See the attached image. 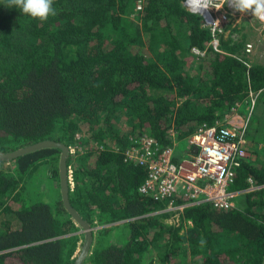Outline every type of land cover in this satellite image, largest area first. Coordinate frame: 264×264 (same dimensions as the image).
Segmentation results:
<instances>
[{"label": "trees", "instance_id": "16d2710c", "mask_svg": "<svg viewBox=\"0 0 264 264\" xmlns=\"http://www.w3.org/2000/svg\"><path fill=\"white\" fill-rule=\"evenodd\" d=\"M183 1L54 0L56 15L41 23L0 0V151L42 140L74 145L66 157L72 207L91 226L128 223L125 244L94 247L82 264H141L149 245L164 264L187 250L192 264H264V159L239 160L233 207L191 205L172 221L150 213L163 203L140 192L148 168L124 155L142 137L178 145L233 106L249 111L250 92H259L253 118L264 113V64L247 68L234 56L243 43L230 34L214 51ZM59 151L19 155L11 172L0 160V264L74 263L77 226L61 200L55 210L9 204L22 179ZM250 177L256 189L247 190Z\"/></svg>", "mask_w": 264, "mask_h": 264}, {"label": "built area", "instance_id": "2783aa9c", "mask_svg": "<svg viewBox=\"0 0 264 264\" xmlns=\"http://www.w3.org/2000/svg\"><path fill=\"white\" fill-rule=\"evenodd\" d=\"M220 2L221 0H216V3ZM137 8L140 7L137 5ZM200 15L201 25L210 31L209 46L214 51H221L219 33L227 23V10L210 8ZM245 50L251 51L250 43ZM192 52L204 55V51L198 48H193ZM234 56L247 68L250 67L242 57ZM249 95L253 104L255 94L250 92ZM232 111H236L235 106ZM229 115L230 113H226L223 117H218L213 124L202 123L196 126L186 138L187 145L183 151L188 156L179 162L174 161L177 145L175 139L172 146L160 148L153 145V139L142 137L139 144H134L125 151L127 160L148 168L147 178L141 185L140 192L150 193L154 199L163 203L159 210L150 213L167 212L171 220L173 217L177 220L183 209L191 205L208 203L219 210L235 205L234 197L239 192L229 189V186L240 164L239 160L246 159L248 155L244 134L250 113L237 126L227 121L230 120ZM248 181L250 187L247 190L257 188L251 177Z\"/></svg>", "mask_w": 264, "mask_h": 264}, {"label": "rangeland", "instance_id": "374dc122", "mask_svg": "<svg viewBox=\"0 0 264 264\" xmlns=\"http://www.w3.org/2000/svg\"><path fill=\"white\" fill-rule=\"evenodd\" d=\"M222 8L227 10L228 18H227V23L225 24V26H223L222 31L219 33V37H221L222 35L224 38H227L228 34H230V37L234 42L241 41L243 45L237 51L236 55L246 60L250 66L252 64H258V65L263 64L264 63V21H261L253 17L251 12L240 13L235 11L230 6V0L228 3H225ZM135 9L136 10L138 9L137 6ZM230 22L232 24L229 28H227L226 26ZM249 43L251 44V51L247 52L245 49H246V45ZM263 97L264 96H261L260 99H262ZM255 101L256 100H254V102ZM252 105L253 104L250 105V109ZM253 115L250 116L248 120V124L247 126H245L246 131L244 136L247 141V152H248L246 158L251 156V157H255V159H264V113L260 115V117H257L255 119L253 118ZM243 118L241 119L243 120ZM239 123H242L240 119L236 125H238ZM180 141L181 142L175 147L174 150L175 162H179L181 159L188 156L187 153L183 151L184 147L187 145V140L184 139ZM67 147H68V154H74L75 146L67 145ZM59 156H60V151L59 154H57L56 161L52 158L47 159V161L41 164L37 168V170L34 173H32L30 177L27 178L24 177L22 179L25 180V182H22V187L19 188L20 195L17 197V199L9 201L11 208L17 209L22 203L27 205L28 203L33 201H44L49 203L50 206L53 208V210H55V203L58 202L59 200L62 201V199H61V188L59 181V170L57 176L52 174V165H54V163L56 162H57V166L59 165ZM2 167L3 169L9 170L10 172L13 171L12 170L13 164L10 163L9 161L8 162L4 161ZM68 174H70V170ZM252 189H256V188H252ZM234 201L236 203L238 201V197H234ZM73 222L77 226V231L75 232V234L79 236V241L77 243L78 245L72 255V257L75 260L81 251L82 245L85 242L86 233L80 224H78L75 221ZM89 226L92 230V241L87 255L90 254V252L94 249V247H98V246L105 247L111 244L123 245L128 241L130 237V231L128 229V223L126 222V220L116 221L113 223H101V224L94 223V225L91 226L89 224ZM159 249H160L159 246L155 247L149 245L147 251L145 252L142 258L141 264H164L158 261ZM176 249L180 250L182 249V247L178 245ZM186 253L188 254V256L177 255V257L175 256L171 262H167L166 264H192L191 262L192 256L189 255L190 251L187 250Z\"/></svg>", "mask_w": 264, "mask_h": 264}, {"label": "clouds", "instance_id": "9594fccd", "mask_svg": "<svg viewBox=\"0 0 264 264\" xmlns=\"http://www.w3.org/2000/svg\"><path fill=\"white\" fill-rule=\"evenodd\" d=\"M228 2L229 0H221L220 3H216V0H184L183 5L192 13L200 15L210 8L219 10ZM53 5L54 0H4L6 8L19 9L24 15L41 23L46 22L50 16L56 15ZM230 6L240 13L251 12L253 17L264 21V0H230ZM218 23L217 21L216 24ZM204 243L205 241L201 238L200 244Z\"/></svg>", "mask_w": 264, "mask_h": 264}, {"label": "water", "instance_id": "95a60500", "mask_svg": "<svg viewBox=\"0 0 264 264\" xmlns=\"http://www.w3.org/2000/svg\"><path fill=\"white\" fill-rule=\"evenodd\" d=\"M45 147H57L60 149L58 168H59V181H60V188H61L62 203L66 211L69 213L70 217L73 219V221L80 224L86 233L85 242L82 245L81 251L73 263V264H82L90 248V244L92 241V230L89 224L81 218L79 213L74 209V207H72L69 201L68 180H67L68 175H67V166H66V157L68 155V147L59 141L42 140V141L18 148L14 151H10V152L0 151V160L9 161L19 155L26 154V153H29V152H32L38 149L45 148Z\"/></svg>", "mask_w": 264, "mask_h": 264}, {"label": "crops", "instance_id": "0c3cea01", "mask_svg": "<svg viewBox=\"0 0 264 264\" xmlns=\"http://www.w3.org/2000/svg\"><path fill=\"white\" fill-rule=\"evenodd\" d=\"M264 64V63H263ZM263 64H260V65H263ZM258 65V64H257ZM263 90V89H262ZM257 95V96H256ZM255 95V102L253 103L254 105H255V107L252 105V107H251V109H249V111H247V109L245 108H241L240 109V111L237 113V109H236V107H235V112H233V111H231L230 112V115H229V119L230 120H228L227 119V121L229 122H231V123H233V125H236L237 124V122L239 121V119H240V121H242V119L241 118H243V117H246L247 116V114L248 113H251V110H252V113H251V116H252V114H254V112H255V109H256V106L258 105L257 103L259 102V101H257V99L259 98V92H257V94ZM261 98V97H260ZM260 100V99H259ZM262 100H264V97L262 98ZM239 118V119H238ZM237 121V122H236ZM237 126V125H236Z\"/></svg>", "mask_w": 264, "mask_h": 264}]
</instances>
